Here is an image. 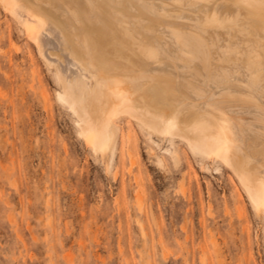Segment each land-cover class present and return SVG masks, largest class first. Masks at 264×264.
<instances>
[{"label":"rangeland","instance_id":"374dc122","mask_svg":"<svg viewBox=\"0 0 264 264\" xmlns=\"http://www.w3.org/2000/svg\"><path fill=\"white\" fill-rule=\"evenodd\" d=\"M6 11L0 264H264V213L230 168L127 118L122 149H90L55 96V69Z\"/></svg>","mask_w":264,"mask_h":264},{"label":"bare ground","instance_id":"6f19581e","mask_svg":"<svg viewBox=\"0 0 264 264\" xmlns=\"http://www.w3.org/2000/svg\"><path fill=\"white\" fill-rule=\"evenodd\" d=\"M0 3L55 69L90 149L114 155L119 121L133 119L230 168L264 213V0Z\"/></svg>","mask_w":264,"mask_h":264}]
</instances>
